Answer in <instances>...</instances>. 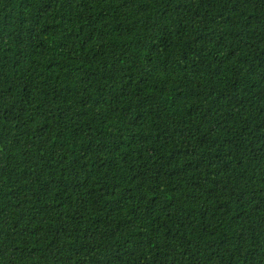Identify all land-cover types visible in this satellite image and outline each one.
Instances as JSON below:
<instances>
[{
  "label": "trees",
  "instance_id": "trees-1",
  "mask_svg": "<svg viewBox=\"0 0 264 264\" xmlns=\"http://www.w3.org/2000/svg\"><path fill=\"white\" fill-rule=\"evenodd\" d=\"M0 264H264V0H0Z\"/></svg>",
  "mask_w": 264,
  "mask_h": 264
}]
</instances>
